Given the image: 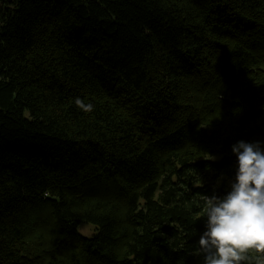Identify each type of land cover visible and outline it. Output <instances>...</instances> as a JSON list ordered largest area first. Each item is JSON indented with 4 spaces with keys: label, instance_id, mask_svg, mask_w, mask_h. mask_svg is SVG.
Masks as SVG:
<instances>
[{
    "label": "trees",
    "instance_id": "obj_1",
    "mask_svg": "<svg viewBox=\"0 0 264 264\" xmlns=\"http://www.w3.org/2000/svg\"><path fill=\"white\" fill-rule=\"evenodd\" d=\"M241 140L264 0H0V264H204Z\"/></svg>",
    "mask_w": 264,
    "mask_h": 264
},
{
    "label": "clouds",
    "instance_id": "obj_2",
    "mask_svg": "<svg viewBox=\"0 0 264 264\" xmlns=\"http://www.w3.org/2000/svg\"><path fill=\"white\" fill-rule=\"evenodd\" d=\"M78 108L91 112L94 105L75 99ZM237 157L230 191L220 197L204 195L205 230L198 245L204 264H241L249 254H259L264 264V148L259 141H238L232 146Z\"/></svg>",
    "mask_w": 264,
    "mask_h": 264
},
{
    "label": "rangeland",
    "instance_id": "obj_3",
    "mask_svg": "<svg viewBox=\"0 0 264 264\" xmlns=\"http://www.w3.org/2000/svg\"><path fill=\"white\" fill-rule=\"evenodd\" d=\"M185 110H189L190 102L188 103H184L183 100H181ZM182 106V105H181ZM189 106V107H188ZM98 193H101V191H98ZM78 231L80 232L81 235H83L84 237H90L93 234V227L87 224H82L80 225Z\"/></svg>",
    "mask_w": 264,
    "mask_h": 264
}]
</instances>
